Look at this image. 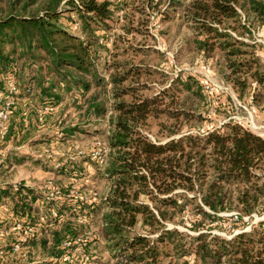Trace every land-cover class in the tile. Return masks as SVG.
Instances as JSON below:
<instances>
[{
	"label": "trees",
	"instance_id": "16d2710c",
	"mask_svg": "<svg viewBox=\"0 0 264 264\" xmlns=\"http://www.w3.org/2000/svg\"><path fill=\"white\" fill-rule=\"evenodd\" d=\"M136 3L148 18L156 10L160 13L162 5L165 14L179 9L192 31L195 51L205 55L219 51L232 62L229 70L233 75L251 73L254 65L251 85L256 84L255 90L264 89V72L252 58L251 46L232 35H245L255 26L264 28L261 0H0V109L4 101L13 98L7 130H0L3 138H14L23 126L25 119H16L26 112L19 102L41 114L45 108L57 107L62 93L84 97L93 85L111 86L112 102L111 131L105 143L108 152L103 163L95 162L108 183L104 197L99 201L73 196L46 198L25 185L9 184L0 186V200L12 199L9 209L24 228L37 227L24 243L48 255L37 264H85V258L93 262L97 259L90 251L94 243L106 244L119 264H165L167 258H171L168 264H175L188 255L203 264H264L262 233L240 234L228 241L166 229V223L179 222L189 205L195 216L213 220L223 212L236 211L242 217L258 211L264 186L251 181L256 177L254 171L264 173V139L233 120L221 127L212 123L206 129L205 123L213 122L209 115H190L182 108L172 111L177 95L170 89L145 96L148 87L141 84L144 70L131 61L137 50L132 57L126 55L127 49L111 53L112 59L104 67L109 77H101L99 49L114 42L108 33L109 22L116 9L124 12ZM65 14L70 16L66 24ZM124 30L131 33V29ZM99 32L102 35H96ZM248 56L252 59H246ZM9 82L16 92L10 93ZM181 84L187 91L196 87L195 95L202 96V101L208 99L202 81L187 77ZM166 96L170 103L163 108ZM257 98L254 91L256 105ZM222 106L227 118L232 105ZM96 109L98 115L105 110L101 106ZM161 118L173 121L171 126L167 128ZM185 118L197 121L200 127L182 132ZM150 119L167 131V142L151 139ZM176 135L180 137L174 138ZM57 172H66L63 162ZM39 200L41 206L34 208ZM202 223V219L196 220L191 228L198 230ZM139 224L149 228V234L136 232ZM13 226L12 222L0 226L9 231L10 241L4 247L9 253L17 243L18 231L12 230ZM155 233L159 235L151 239ZM65 243L70 246L64 247ZM72 249L73 262L69 263L65 257Z\"/></svg>",
	"mask_w": 264,
	"mask_h": 264
},
{
	"label": "rangeland",
	"instance_id": "374dc122",
	"mask_svg": "<svg viewBox=\"0 0 264 264\" xmlns=\"http://www.w3.org/2000/svg\"><path fill=\"white\" fill-rule=\"evenodd\" d=\"M139 7L136 3L124 12L118 13L117 9L114 12V18L109 22L110 32H108L114 44L109 43L105 45V48L99 49L102 55L98 62L101 77L105 80L109 77L104 67L108 61H111V53H120L127 49L129 52L126 51V55L132 57L134 56L133 50H137L139 52L136 58L131 61L144 70L141 84L144 83L148 87V91L144 93L145 96L154 97L160 91L170 89L177 95L176 103L170 107L172 111L182 108L191 113L190 115L200 114L203 117L209 115L213 118V122H206L204 125L206 129L212 127V123L217 125L219 121L225 119L226 113L223 112L222 105H232L236 98L247 103L250 94L255 91L258 94V106L262 105L264 102L263 86L255 90L256 86L251 85L253 80L250 75L254 72V65L251 73L233 75L229 70L232 62L227 61L219 51L205 55L194 50L192 31L182 20L179 9L176 12L169 9L168 14H165V5H162L159 8L160 13L156 10L148 18L138 10ZM161 14L165 15L161 16ZM68 17L70 16L65 14L63 23L66 24ZM124 27L131 29V33L127 34ZM73 28L75 29L74 26ZM258 28L260 27L255 26L249 30ZM234 34L238 37L244 36L238 32ZM96 35H102V33L99 32ZM244 43L251 46L249 51L254 52L252 58L257 61L264 72L260 47ZM252 58L248 56L246 59ZM187 77H193L199 83L203 82L208 98L206 101H202V96L195 95L196 87H193L191 91L183 88L181 83H185ZM110 89L111 86L95 87L93 85L84 97L79 95L73 97L62 93V102L52 110L45 108L41 114L27 110L24 102H19L22 109L26 111L24 116L21 112L20 115H16L17 122L20 118L25 119L21 130L14 138L11 136L3 138L0 135V186L25 185L35 192L42 193L46 198L73 196L84 201H99L104 197L108 193V183L102 177V171L96 168V161L90 158V154L98 149V142L106 143V137L111 131ZM9 100L13 101V98ZM163 101V108H166L165 105L168 106L170 103V97H164ZM96 106L105 109L102 115H98ZM215 108L219 112H216ZM161 121L167 128L173 122L165 118H161ZM183 123L182 132L194 131L200 127L197 121H189V118H185ZM148 125L151 139L161 143L169 140L167 131H161L156 120L150 119ZM67 133L73 136H67L69 135ZM178 137L180 136L176 135L174 138ZM79 152L83 154L79 155ZM40 155L42 157H39ZM62 162L66 172L58 173L57 163ZM254 174L256 177L252 178L251 182L264 186V173L257 170ZM0 201H4L0 203V225L11 223L9 209L11 203L8 201L12 199L3 197ZM40 201L42 200L34 204V208L41 206ZM259 202L261 205L258 211L250 216L240 217L238 212L231 211L219 213L214 220L207 217L203 219L201 215L195 216L192 212V205H189L182 218L178 219L179 222L177 224L166 223V229H177L193 237L200 233L210 234L228 241L240 234L257 232L264 235V196ZM204 210L214 215L208 208ZM201 219L202 226L198 230H193L192 224ZM149 231V228L142 227L140 224L136 229V232L142 234H149ZM158 235L155 233L149 237L155 239ZM9 237L7 234L0 236V246L5 247L4 244L10 241ZM168 248L169 246H164V249ZM76 250L80 254L81 251ZM90 251L97 259L94 260L95 262H89L88 258H85V264L87 262V264L120 263L112 258L104 243H94ZM47 258L48 255H44L42 249L30 247L25 249L22 255H10L9 253L0 264H37ZM170 259H164L165 264H168ZM184 261L188 264H203L200 260H196L194 255L177 260L175 264H185Z\"/></svg>",
	"mask_w": 264,
	"mask_h": 264
},
{
	"label": "built area",
	"instance_id": "2783aa9c",
	"mask_svg": "<svg viewBox=\"0 0 264 264\" xmlns=\"http://www.w3.org/2000/svg\"><path fill=\"white\" fill-rule=\"evenodd\" d=\"M261 1L264 2V0H261ZM232 35L239 41H243V42L250 43L253 45H258L262 53V63L264 66V28H258L256 30L250 29V32H248L247 34L241 37H238L234 33H232ZM254 85L256 86L255 83ZM8 88H9L10 93L16 92V89L13 83L9 82ZM206 89L210 90L208 87H206ZM211 91H214V90L211 89ZM253 94H254V91L250 94L249 101L247 103L242 102L241 100L236 98L235 101L232 103V107L230 108L229 116L219 121L218 127H221L224 123L228 122L229 120H233L238 125L244 127L245 129L249 130L250 132L264 139V105L262 106L256 105L253 100ZM12 104H13L12 100H6L4 101L3 106L0 109V130H2L3 132L7 130L9 107ZM97 146H98V149H96L93 153L90 154V158L94 161L103 163L104 156L107 154L108 149L106 145L101 142H98ZM82 154H83L82 152H79V155H82ZM48 156L52 157L51 155H48ZM39 157H42V155H40ZM61 165L62 163H57V167H60ZM10 214H11L10 220L12 223H14L12 230L18 231L16 234L17 243L14 244V246L12 247L10 255L12 254L22 255L25 249L30 248L29 246H24V243L35 231H37L36 230L37 227L30 226V227L24 228L22 221L20 219L15 218L12 213ZM52 214L54 215L55 213L52 212ZM4 225H6V223ZM4 234L9 235V231H6L5 229H0V236ZM4 245L6 246L7 243H5ZM69 246H70L69 243L64 244V247H69ZM8 255H9V252L6 251L3 246H1L0 247V263L3 262L7 258ZM65 260L69 263L73 262V249L68 251V254L65 257Z\"/></svg>",
	"mask_w": 264,
	"mask_h": 264
}]
</instances>
